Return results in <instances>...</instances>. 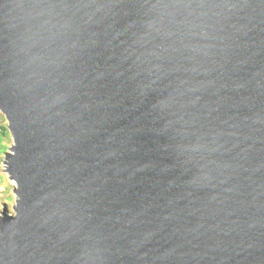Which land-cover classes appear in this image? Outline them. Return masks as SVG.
I'll use <instances>...</instances> for the list:
<instances>
[{
    "label": "water",
    "instance_id": "obj_1",
    "mask_svg": "<svg viewBox=\"0 0 264 264\" xmlns=\"http://www.w3.org/2000/svg\"><path fill=\"white\" fill-rule=\"evenodd\" d=\"M0 264H264V0H0Z\"/></svg>",
    "mask_w": 264,
    "mask_h": 264
},
{
    "label": "rangeland",
    "instance_id": "obj_2",
    "mask_svg": "<svg viewBox=\"0 0 264 264\" xmlns=\"http://www.w3.org/2000/svg\"><path fill=\"white\" fill-rule=\"evenodd\" d=\"M13 143L11 132L8 129V120L0 111V215L4 210V206L8 208L10 213H14L13 205L16 201L14 188L16 184L6 173L5 165L3 164L4 155Z\"/></svg>",
    "mask_w": 264,
    "mask_h": 264
}]
</instances>
